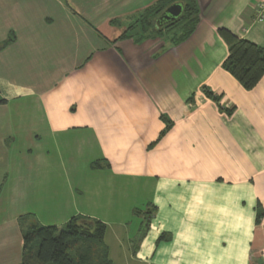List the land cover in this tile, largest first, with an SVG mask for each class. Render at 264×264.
Instances as JSON below:
<instances>
[{
  "label": "crops",
  "instance_id": "obj_1",
  "mask_svg": "<svg viewBox=\"0 0 264 264\" xmlns=\"http://www.w3.org/2000/svg\"><path fill=\"white\" fill-rule=\"evenodd\" d=\"M157 1L0 0V264L74 215L113 264H264V76L225 70L218 31L264 47L261 0H199L178 44L123 36Z\"/></svg>",
  "mask_w": 264,
  "mask_h": 264
},
{
  "label": "trees",
  "instance_id": "obj_2",
  "mask_svg": "<svg viewBox=\"0 0 264 264\" xmlns=\"http://www.w3.org/2000/svg\"><path fill=\"white\" fill-rule=\"evenodd\" d=\"M173 3L182 4L181 14L175 19L160 20ZM200 20L199 0H158L141 13L123 36L137 34L140 39L150 35L168 36L173 44H178L195 31ZM218 31L228 46L223 68L246 89H253L264 76V47L227 28L221 27ZM205 92L214 99L219 98L207 87ZM162 118L166 126L160 137L172 126L168 116L162 115ZM100 164L95 161L92 166ZM135 212L142 213L139 209ZM146 214L151 213L147 211ZM22 230L24 259L19 264H113L105 241L107 224L100 219L74 215L62 226L45 225L35 220L26 226L23 223Z\"/></svg>",
  "mask_w": 264,
  "mask_h": 264
},
{
  "label": "water",
  "instance_id": "obj_3",
  "mask_svg": "<svg viewBox=\"0 0 264 264\" xmlns=\"http://www.w3.org/2000/svg\"><path fill=\"white\" fill-rule=\"evenodd\" d=\"M183 6L181 3H173L167 7L166 11L160 16V20H170L177 18L182 12Z\"/></svg>",
  "mask_w": 264,
  "mask_h": 264
},
{
  "label": "built area",
  "instance_id": "obj_4",
  "mask_svg": "<svg viewBox=\"0 0 264 264\" xmlns=\"http://www.w3.org/2000/svg\"><path fill=\"white\" fill-rule=\"evenodd\" d=\"M258 17L264 19V0H261L258 5ZM261 256L264 258V250L261 252Z\"/></svg>",
  "mask_w": 264,
  "mask_h": 264
},
{
  "label": "rangeland",
  "instance_id": "obj_5",
  "mask_svg": "<svg viewBox=\"0 0 264 264\" xmlns=\"http://www.w3.org/2000/svg\"><path fill=\"white\" fill-rule=\"evenodd\" d=\"M34 220H38V217H35V219Z\"/></svg>",
  "mask_w": 264,
  "mask_h": 264
}]
</instances>
